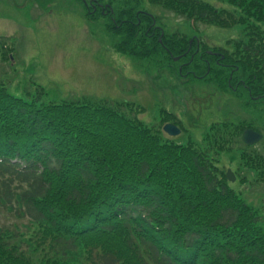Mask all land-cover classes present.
I'll use <instances>...</instances> for the list:
<instances>
[{
    "label": "trees",
    "instance_id": "trees-1",
    "mask_svg": "<svg viewBox=\"0 0 264 264\" xmlns=\"http://www.w3.org/2000/svg\"><path fill=\"white\" fill-rule=\"evenodd\" d=\"M144 1L181 17L190 33L156 29L141 0H110V20L86 14L105 17L115 51L203 79L264 113V0H224L233 10ZM198 24L237 26L239 36L229 48L198 36L194 52ZM141 110L88 96L35 103L0 83V264H264L258 211L215 164L242 145V166L264 182V152L241 140L255 123L212 122L198 146L163 131L167 122L183 129L172 112L145 124Z\"/></svg>",
    "mask_w": 264,
    "mask_h": 264
},
{
    "label": "rangeland",
    "instance_id": "rangeland-1",
    "mask_svg": "<svg viewBox=\"0 0 264 264\" xmlns=\"http://www.w3.org/2000/svg\"><path fill=\"white\" fill-rule=\"evenodd\" d=\"M204 1L234 9L224 0ZM140 10L155 15L166 32L190 33L181 17L158 6L141 0ZM104 23V16L91 20L86 16L82 0H0V35L8 37L7 51L11 49L8 56L0 52V83L10 94L35 103L83 96L130 101L142 107L138 116L145 124L158 123L160 109H165L180 120L183 129L171 136L179 143L192 140L202 146L208 126L219 121L245 119L264 132V113L255 109L257 105H245L203 79L178 77L169 68L115 51ZM197 26L193 37L227 48L240 30ZM4 40L0 37V42ZM254 148L264 152V134ZM241 149L242 145H233L220 152L215 164L234 172L231 187L258 211L264 226V182H256L254 171L242 166ZM0 218L6 219L3 214Z\"/></svg>",
    "mask_w": 264,
    "mask_h": 264
},
{
    "label": "flooded vegetation",
    "instance_id": "flooded-vegetation-1",
    "mask_svg": "<svg viewBox=\"0 0 264 264\" xmlns=\"http://www.w3.org/2000/svg\"><path fill=\"white\" fill-rule=\"evenodd\" d=\"M84 1H86V4L84 3ZM82 2L84 3V10H85V13H88L89 15L92 14V13H95V12H98L99 14L101 15H105L106 17H108V19H112L110 18V14L112 13L110 11V0H82ZM112 8V7H111ZM141 11L142 13L148 15L150 17V13H148L147 11L145 10H139ZM156 22V21H155ZM155 22L152 20V24H155ZM161 26L159 25H155V28H159L160 29ZM1 37H5V40L0 42V48H4L6 47V39H7V36L6 35H0ZM196 43V46H195V51H198L201 47L200 45V40L198 37L195 36V38L193 39ZM191 44V43H190ZM207 52V54L209 56H217V57H220L218 54H219V51H216V50H205ZM200 56L203 57V54H200ZM206 58V57H204ZM219 64H224L222 61H219Z\"/></svg>",
    "mask_w": 264,
    "mask_h": 264
},
{
    "label": "water",
    "instance_id": "water-1",
    "mask_svg": "<svg viewBox=\"0 0 264 264\" xmlns=\"http://www.w3.org/2000/svg\"><path fill=\"white\" fill-rule=\"evenodd\" d=\"M174 60H177L178 57H174ZM163 130L168 134V135H177L180 133V129L173 123H166L163 125ZM261 134L251 128H247L243 131L241 138L242 140L247 143V144H252L256 141H258L261 138ZM226 175L229 180H234V174L230 169L226 171Z\"/></svg>",
    "mask_w": 264,
    "mask_h": 264
}]
</instances>
